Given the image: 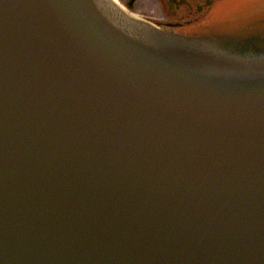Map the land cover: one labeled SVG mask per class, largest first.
<instances>
[{"label":"water","instance_id":"obj_1","mask_svg":"<svg viewBox=\"0 0 264 264\" xmlns=\"http://www.w3.org/2000/svg\"><path fill=\"white\" fill-rule=\"evenodd\" d=\"M212 22L263 36L264 0ZM222 39L0 0V264H264V56Z\"/></svg>","mask_w":264,"mask_h":264},{"label":"flooded vegetation","instance_id":"obj_2","mask_svg":"<svg viewBox=\"0 0 264 264\" xmlns=\"http://www.w3.org/2000/svg\"><path fill=\"white\" fill-rule=\"evenodd\" d=\"M119 9L147 23L159 31L183 38L204 39L213 35V19L225 0H115ZM123 2V3H122ZM144 6L147 15L141 13ZM152 15H151V14ZM219 27V26H217ZM225 47L231 54L242 58L264 56V35L250 40L226 39Z\"/></svg>","mask_w":264,"mask_h":264},{"label":"rangeland","instance_id":"obj_3","mask_svg":"<svg viewBox=\"0 0 264 264\" xmlns=\"http://www.w3.org/2000/svg\"><path fill=\"white\" fill-rule=\"evenodd\" d=\"M122 3H123V2H122ZM144 8H145V7L142 5V6H141V8H140V11H141V13H143V14L147 15V13H148V12H145L146 10H145V11H143V10H144ZM216 12H217V13H220V6H219V8L217 9V11H216ZM150 14H151V13H150ZM151 15H152V14H151Z\"/></svg>","mask_w":264,"mask_h":264}]
</instances>
